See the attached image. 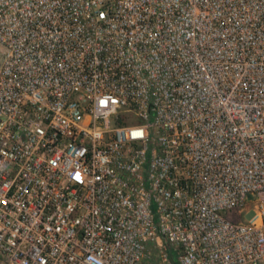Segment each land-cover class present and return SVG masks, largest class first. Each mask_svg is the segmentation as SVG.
Masks as SVG:
<instances>
[{
  "label": "built area",
  "instance_id": "built-area-1",
  "mask_svg": "<svg viewBox=\"0 0 264 264\" xmlns=\"http://www.w3.org/2000/svg\"><path fill=\"white\" fill-rule=\"evenodd\" d=\"M0 264H264V0H0Z\"/></svg>",
  "mask_w": 264,
  "mask_h": 264
},
{
  "label": "rangeland",
  "instance_id": "rangeland-1",
  "mask_svg": "<svg viewBox=\"0 0 264 264\" xmlns=\"http://www.w3.org/2000/svg\"><path fill=\"white\" fill-rule=\"evenodd\" d=\"M235 212H236V211H234V210H231V211L229 212V216H230V217H234V216H235V215H234V214H235Z\"/></svg>",
  "mask_w": 264,
  "mask_h": 264
}]
</instances>
